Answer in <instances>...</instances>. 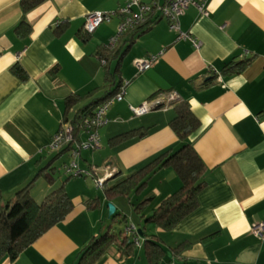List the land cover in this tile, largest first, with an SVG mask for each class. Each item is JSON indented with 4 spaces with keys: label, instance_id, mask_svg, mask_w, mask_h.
I'll return each mask as SVG.
<instances>
[{
    "label": "crops",
    "instance_id": "obj_1",
    "mask_svg": "<svg viewBox=\"0 0 264 264\" xmlns=\"http://www.w3.org/2000/svg\"><path fill=\"white\" fill-rule=\"evenodd\" d=\"M124 1L47 0L25 15L27 31L26 26L16 30L22 19L19 0H0L2 200L28 187L40 202L65 183L72 202L63 221L17 258L0 264H77L79 253L93 238L113 232L103 223L108 219L103 203H113L117 211L118 198H107L105 189L158 154L179 147L168 126L174 103L140 117H132L129 107L168 93L186 102L199 121V129L190 136L206 168L197 207L170 231L146 223L159 203L180 186L171 168L157 170L142 192L128 196L132 210L150 199L139 215L134 210L137 226L133 216L131 224H125L142 231L139 245L131 256L110 247L95 264H147L143 245L150 237L163 248L158 264H264V233L260 238L251 233L264 222V0H210L205 15L189 7L180 18V28L199 42L198 49L177 40L167 22L159 20L123 35L111 51L119 55H111L102 65L99 50L115 35L119 19L100 25L83 41L84 18L94 11H116ZM152 55L157 59L139 73L135 63ZM244 59L250 61L242 72L221 73L228 61ZM15 66L24 72V80L14 73ZM105 68L114 74L112 84H105ZM119 82H127L124 97L107 111L109 122L99 131V149L89 151L83 160L80 154L78 160L81 170L96 177L114 173L104 183L102 199L78 185V178L94 185L91 176L55 178V164L65 155L69 158L68 150L48 152L47 147L63 119L67 97H83L73 108L80 111L114 91ZM131 130L145 131V136L109 144ZM67 162L61 161V174Z\"/></svg>",
    "mask_w": 264,
    "mask_h": 264
},
{
    "label": "trees",
    "instance_id": "obj_2",
    "mask_svg": "<svg viewBox=\"0 0 264 264\" xmlns=\"http://www.w3.org/2000/svg\"><path fill=\"white\" fill-rule=\"evenodd\" d=\"M45 1L47 0H19L22 19L16 30L26 26L28 31L29 27L25 22V15ZM88 37L87 34L81 36L83 41ZM111 55L115 57L119 55V51L111 52L105 47L99 50V58L105 61V65L108 64ZM249 61L245 59L228 61L224 64L221 73L226 76L240 73ZM14 73L18 78L25 79L24 72L17 66L14 68ZM104 75L105 84L114 82V74L109 73L106 68ZM120 86L121 82L117 84L114 91L111 93L106 92L103 98L93 100L76 112L73 111V108L83 97L77 95L67 97L63 118L74 117L76 119L79 114L89 115L99 104L116 93ZM172 106L174 116L169 121L168 126L176 136L179 147L158 154L131 175L105 189V195L109 199L128 197L132 193L142 192L147 180L154 172L163 167L171 168L179 178V188L163 199L152 214L144 220L146 223H153L164 231L172 230L181 220L195 210L198 193L205 186L204 174L206 172L205 165L190 141V136L199 129V121L186 102L178 101ZM132 136L142 138L145 136V131L131 130L122 133L110 139L109 144L116 145ZM49 181H51L50 178ZM149 200L148 198L144 199L134 207V210L137 213L143 212ZM71 210L72 202L66 193L65 183L50 191L40 202L34 200L28 187L18 190L8 202H3L0 192V262L6 258L9 260L17 258L25 248L39 239L50 228L63 221ZM116 216L120 215L115 210L110 218L112 222H114ZM121 221L126 222L125 217H122ZM113 246L121 250L125 256H131L135 247L133 242L122 236L121 233L115 234L108 231L99 237L93 238L81 250L77 264H95ZM143 247L147 264H158L163 255L160 241L156 237H150L144 241Z\"/></svg>",
    "mask_w": 264,
    "mask_h": 264
},
{
    "label": "built area",
    "instance_id": "obj_3",
    "mask_svg": "<svg viewBox=\"0 0 264 264\" xmlns=\"http://www.w3.org/2000/svg\"><path fill=\"white\" fill-rule=\"evenodd\" d=\"M210 0H154L151 3H144L142 0H125L124 5L113 12L94 11L88 13L82 25L84 34L91 35L100 25L110 23L118 18L116 33L111 37L105 48L109 51L115 49L119 39L130 31L151 25L159 20H165L168 28L176 33L177 40L189 41L193 48H199V42L189 33L183 32L180 28V18L189 7H194L201 15L207 13V5ZM158 55H152L147 59L137 61V71L143 72L150 68ZM102 65L105 61L100 59ZM213 72L218 73L213 69ZM127 82H122L118 91L110 98L99 104L89 115L79 114L75 119H62L57 131L53 134L51 142L47 147L48 152H59L68 150L69 161L62 165L63 174L68 177L91 176L94 185L103 189L107 178L114 173L109 172L103 177H96L93 172L83 171L78 166V160L82 150L93 152L100 147L99 131L109 122L107 111L114 102H120L124 97V87ZM176 93L162 95L159 99L144 101L137 106H130L132 117H140L158 109H165L171 104L178 102ZM251 233L260 238L264 233V222L259 223L251 229ZM124 237L130 239L134 246L139 245L137 229L132 225H126Z\"/></svg>",
    "mask_w": 264,
    "mask_h": 264
},
{
    "label": "rangeland",
    "instance_id": "obj_4",
    "mask_svg": "<svg viewBox=\"0 0 264 264\" xmlns=\"http://www.w3.org/2000/svg\"><path fill=\"white\" fill-rule=\"evenodd\" d=\"M88 153H90L89 151H86V150H82L81 151V159L83 160L87 155ZM64 161H69V158H67V155L64 156V158L62 159ZM61 160V161H62ZM61 161H58L56 162L55 164V170H54V176L55 178L58 177V175H60L61 177H64V174H61L62 172L59 170L60 169V165H61ZM72 179V178H70ZM80 182H78V185L81 186V187H86L88 189H91L93 191H96L99 195V197H104V193H103V190L102 189H95L94 188V185L92 183L91 180L89 179H82V178H78ZM117 213L120 215V216H116L115 217V220L114 222L111 221V219H105L104 220V224L106 223V226H111V230L115 233V234H122L123 233V230L125 228V224H131V221H129V219L133 216V222H135L134 224L137 226V220H136V215H139V213H135L134 210H132V206L129 204V198L128 197H117ZM131 198V197H130ZM5 202H8L10 199L8 197H4L3 199ZM109 204H112L113 203H110V202H107V203H103V209L105 211V215H108V205ZM133 204H135L133 202ZM114 206V205H113ZM115 207V206H114ZM133 213V214H132ZM136 214V215H134ZM123 216H126V222H123L121 221V218ZM139 229V228H137Z\"/></svg>",
    "mask_w": 264,
    "mask_h": 264
},
{
    "label": "water",
    "instance_id": "obj_5",
    "mask_svg": "<svg viewBox=\"0 0 264 264\" xmlns=\"http://www.w3.org/2000/svg\"><path fill=\"white\" fill-rule=\"evenodd\" d=\"M108 208H109V210H108L107 218L110 219L111 216L115 213V207L112 204H109ZM137 233H138L139 236H141V230L138 229Z\"/></svg>",
    "mask_w": 264,
    "mask_h": 264
}]
</instances>
